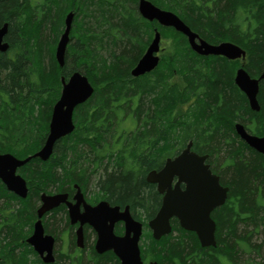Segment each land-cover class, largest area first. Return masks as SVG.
I'll return each mask as SVG.
<instances>
[{
  "label": "trees",
  "instance_id": "obj_1",
  "mask_svg": "<svg viewBox=\"0 0 264 264\" xmlns=\"http://www.w3.org/2000/svg\"><path fill=\"white\" fill-rule=\"evenodd\" d=\"M148 1L177 15L207 43L240 47L244 61L196 55L182 34L142 19L138 0H0V25L8 28V49L0 52V153L23 160L41 148L60 77L79 72L93 88L75 110L74 130L54 144L48 160L31 159L18 170L27 197H15L0 185V223L14 219L0 229V264H43L26 244L38 195L73 185L92 199L102 196L112 206L129 207L144 226L143 264H264V155L234 129L239 123L264 137V80L258 112L234 84L240 65L251 78L264 71V0ZM69 12L74 18L59 67L55 47ZM155 29L161 45L169 43L158 66L134 78L130 71ZM189 142L194 153L206 155L212 169L222 172L221 182L228 188L225 203L211 213L215 247L201 248L196 235L176 220L159 241L146 226L159 204L145 182L146 172L161 167ZM48 220V234L55 235L62 223L69 227L62 207ZM121 233L117 225L115 234ZM89 252L85 262L63 255L62 264H119L112 252L97 255L91 246Z\"/></svg>",
  "mask_w": 264,
  "mask_h": 264
},
{
  "label": "water",
  "instance_id": "obj_2",
  "mask_svg": "<svg viewBox=\"0 0 264 264\" xmlns=\"http://www.w3.org/2000/svg\"><path fill=\"white\" fill-rule=\"evenodd\" d=\"M137 12L142 19L148 22H156L160 27L171 28L182 34L196 55L223 57L228 61L245 58V52L240 47L230 42L217 45L207 43L192 32L177 15L154 6L148 0L138 1ZM73 18V13L66 15L64 31L56 45L54 56L59 67L64 65ZM6 30V25L0 28V52L8 49V44L3 42ZM160 42L161 35L155 29L145 52L130 71L132 77L137 78L151 73L158 66ZM262 80H264V71L258 79L251 78L243 67L235 71L234 84L245 95L249 108L255 112L259 111L257 95L259 82ZM61 86L60 97L52 109L47 138L39 151L24 160H18L8 154L0 155V180L8 191L20 199L24 200L27 197L28 189L23 178L16 174L17 169L23 167L31 159L47 161L52 154L54 144L74 130L72 120L74 108L85 103L93 93V88L87 78L79 72L71 74L67 81L62 78ZM234 129L248 147L264 155V137L248 134L243 125L239 123L235 124ZM191 146L192 143L189 142L177 156L165 160L158 172L152 171L147 174L146 181L157 186L162 199L159 210L153 218L148 220L146 226L151 232L152 239L159 241L170 234V220L175 218L181 229L196 235L201 248L215 247V223L210 215L213 210L225 203L228 188L220 186L218 178L205 164L207 156H198L191 151ZM175 177L176 183L172 187ZM181 184L184 185L183 190L180 189ZM40 199L42 205L37 210V220L33 224V232L26 243L41 257L44 264L54 262V238L45 234L41 219L44 214L61 204L68 209L70 224L78 223L76 231L78 248H82V227L86 224L97 235L94 245L97 255L112 252L120 264H142L139 242L143 225L131 216L128 206L121 210L118 206H110L105 201L90 206L85 204L79 192L74 198L75 204L67 202L66 195L61 194L42 195ZM81 204L83 205L82 212H80ZM119 222L123 224L122 236L114 233L115 225ZM150 264L158 263L150 262Z\"/></svg>",
  "mask_w": 264,
  "mask_h": 264
},
{
  "label": "flooded vegetation",
  "instance_id": "obj_3",
  "mask_svg": "<svg viewBox=\"0 0 264 264\" xmlns=\"http://www.w3.org/2000/svg\"><path fill=\"white\" fill-rule=\"evenodd\" d=\"M139 1V0H138ZM3 25H6L7 26V24L6 23H4V24H2V25H0V28L1 27H3ZM7 30H8V28H7ZM7 30H6V33H7ZM6 35V34H5ZM3 42H5V36L3 37ZM6 43V42H5ZM8 44V43H7ZM1 53H5V52H1ZM14 60V59H13ZM63 77H60V80L62 79ZM261 82V81H260ZM260 82H259V85H260ZM60 92H61V89H60ZM59 96H60V93H59ZM59 96H58V98H57V100L59 99ZM57 100L53 103V105H52V108H51V110L49 111L50 113H49V117H48V131H47V133H46V138H47V135H48V132H49V123H50V119H51V115H52V109H53V106H54V104L57 102ZM78 107V106H77ZM77 107H75L74 108V110H73V113H72V120H73V116H74V113H75V110H76V108ZM74 124V123H73ZM245 129V128H244ZM246 130V129H245ZM2 132V127L0 126V133ZM246 132L248 133V131L246 130ZM248 134H250V133H248ZM46 138H45V140H46ZM45 142V141H44ZM4 154H8V155H11V156H13V157H15L12 153H10V152H3V153H0V155H4ZM16 158V157H15ZM205 164H208L207 163V161H206V163ZM209 165V164H208ZM163 166V165H162ZM162 166L161 167H159V168H157V169H153V170H149V171H147L146 172V174H145V182L147 183V184H149V185H151L152 187H153V190H154V192H155V194L157 195V197H158V200H159V204H158V207H157V211L159 210V208H160V205H161V199H162V195L158 192V190H157V186L156 185H154V184H150V183H148L147 181H146V177H147V174L148 173H150L151 171H159L161 168H162ZM20 169V168H19ZM19 169H17V171H16V174L17 175H19L18 174V170ZM209 169H210V171H211V173L213 174V175H215L217 178H218V182H219V184H220V186H222V187H225L224 185H223V183L221 182V174H222V172H220V171H218L217 170V172H215L214 171V169H212V167L209 165ZM20 176V175H19ZM176 182V177L173 179V181H172V186L174 185V183ZM0 185H2L3 186V188L6 190V192L7 193H9V194H11V195H13V196H15L12 192H10V191H8L7 190V188H6V186L2 183V181L0 180ZM26 186H27V184H26ZM27 188H28V186H27ZM73 189V190H72ZM180 189L181 190H183L184 189V185L183 184H181L180 185ZM28 191H29V189H28ZM80 193L81 195H82V198H83V201L85 202V204H87V205H90V206H95L96 204H98L99 202H102V201H105V202H107L108 204H109V202L104 198V197H100V198H98V199H92L91 197H88L87 195H86V193L83 191V190H81L80 189V187H78L77 185H73V186H71V188H62V189H60V191H52V192H49V191H44V192H41V193H39V195H38V205H37V207H36V211H35V213H36V217H37V210H38V208L42 205V202H41V196L42 195H47V196H52V195H66V201L67 202H69V203H71V204H75L76 203V200L74 199L75 198V196H76V194L77 193ZM15 197H17V196H15ZM110 205V204H109ZM110 206H112V205H110ZM60 207H62L63 209H65L66 210V212H67V217H68V209H67V207L64 205V204H61L60 206H58L57 208H54V209H52V210H50V211H48L46 214H44V216L42 217V224H43V226H44V222H45V220H43V219H45V218H47L48 217V215L52 212V211H54V210H57L58 208H60ZM119 207V206H118ZM125 207H127V206H125ZM125 207H123V208H121V207H119L121 210H123ZM219 208V207H218ZM217 209V208H216ZM83 211V205L81 204L80 205V212H82ZM214 211V210H213ZM157 213V212H156ZM155 213V214H156ZM131 214V213H130ZM1 217L3 216V215H0ZM155 216V215H154ZM153 216V217H154ZM152 217V218H153ZM37 219V218H36ZM172 220H176L175 218L174 219H172ZM177 221V220H176ZM13 222H14V219H13V217H11V222L10 223H0V229H1V227L3 226V225H10V224H13ZM68 223H69V227H65V231H64V235L66 236V238L63 240L62 238H61V236L62 235H60V237L57 239L56 237H55V235H52V234H49L50 236H52L53 238H54V246H53V258H54V262L53 263H51V264H61V262H63V260H61V257H64L63 255H65V254H59V253H57L56 252V246L57 245H59L60 247L61 246H64L65 245V247L66 248H68V249H71V247H75V249H77V251L79 252V256H81V254H82V252H84L85 253V251L87 250V251H89V248H90V246L93 248V250H94V245H95V242H96V240H97V235H96V233H95V231L92 229V228H90L88 225H84L83 227H82V239H81V243H82V248H77V246H76V231H77V229H78V223L77 224H75V225H71L70 224V222H69V217H68ZM117 225H120L121 227H123L122 226V224L121 223H117L116 224V226ZM45 234H48V232L45 230ZM121 235H122V233H121ZM121 235H118V236H121ZM88 247V248H87ZM87 248V249H86ZM95 252V251H94ZM38 257V259L42 262V259H41V257H39V256H37ZM77 259L78 258H75V259H72V260H76L77 261ZM79 259H81V257L79 258ZM0 261L2 262V260L0 259ZM43 263V262H42Z\"/></svg>",
  "mask_w": 264,
  "mask_h": 264
},
{
  "label": "rangeland",
  "instance_id": "obj_4",
  "mask_svg": "<svg viewBox=\"0 0 264 264\" xmlns=\"http://www.w3.org/2000/svg\"><path fill=\"white\" fill-rule=\"evenodd\" d=\"M169 42H167V41H165L164 42V44L163 45H161V48H166V45L168 44ZM162 53V52H161ZM160 53V54H161ZM90 189V188H89ZM91 190V189H90ZM87 193H91V191H87ZM89 197V196H88ZM43 220H45V221H49L48 220V217L47 218H45V219H43ZM52 221V220H51ZM50 221V222H51ZM53 225H55L56 226V224H53ZM54 226V228H56ZM57 227L58 228H56V230H55V235H58V237H60V235H62L61 236V238L64 240L65 238H66V236L64 235V231H65V226L63 225V223H62V225H57ZM141 244V243H140ZM88 248V247H87ZM86 248V249H87ZM56 252L57 253H59V254H65V255H68L69 257H70V259L72 258V259H75V258H82V262H85L86 260H88L89 258H90V252L89 251H85V253L84 252H82V254H81V256H79V252L77 251V249H75V247H71V249H68V248H66L65 247V245L64 246H59V245H57L56 246ZM254 259V261H255V263H258L259 262V259L258 258H253ZM70 263V261H68V262H66V264H69ZM61 264H62V262H61ZM64 264V263H63Z\"/></svg>",
  "mask_w": 264,
  "mask_h": 264
}]
</instances>
